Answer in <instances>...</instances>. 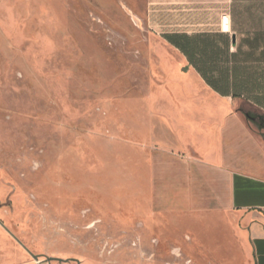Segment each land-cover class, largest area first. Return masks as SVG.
Returning <instances> with one entry per match:
<instances>
[{"label": "rangeland", "instance_id": "obj_1", "mask_svg": "<svg viewBox=\"0 0 264 264\" xmlns=\"http://www.w3.org/2000/svg\"><path fill=\"white\" fill-rule=\"evenodd\" d=\"M147 8L0 0V264H248L210 221L134 211L150 124L193 89Z\"/></svg>", "mask_w": 264, "mask_h": 264}, {"label": "crops", "instance_id": "obj_2", "mask_svg": "<svg viewBox=\"0 0 264 264\" xmlns=\"http://www.w3.org/2000/svg\"><path fill=\"white\" fill-rule=\"evenodd\" d=\"M147 7L193 89H180L163 128L150 124L149 183L134 211L144 225L157 216L210 221L228 233L222 248L234 253L239 243L248 264H264V118L242 110L264 115V0Z\"/></svg>", "mask_w": 264, "mask_h": 264}, {"label": "trees", "instance_id": "obj_3", "mask_svg": "<svg viewBox=\"0 0 264 264\" xmlns=\"http://www.w3.org/2000/svg\"><path fill=\"white\" fill-rule=\"evenodd\" d=\"M164 38L166 37L165 35H162ZM167 38V37H166ZM169 41H172L173 42V39L171 37H168L167 38Z\"/></svg>", "mask_w": 264, "mask_h": 264}, {"label": "water", "instance_id": "obj_4", "mask_svg": "<svg viewBox=\"0 0 264 264\" xmlns=\"http://www.w3.org/2000/svg\"><path fill=\"white\" fill-rule=\"evenodd\" d=\"M35 259H38V255L32 254Z\"/></svg>", "mask_w": 264, "mask_h": 264}, {"label": "bare ground", "instance_id": "obj_5", "mask_svg": "<svg viewBox=\"0 0 264 264\" xmlns=\"http://www.w3.org/2000/svg\"><path fill=\"white\" fill-rule=\"evenodd\" d=\"M143 21V20H142Z\"/></svg>", "mask_w": 264, "mask_h": 264}, {"label": "built area", "instance_id": "obj_6", "mask_svg": "<svg viewBox=\"0 0 264 264\" xmlns=\"http://www.w3.org/2000/svg\"><path fill=\"white\" fill-rule=\"evenodd\" d=\"M226 18V17H225Z\"/></svg>", "mask_w": 264, "mask_h": 264}]
</instances>
